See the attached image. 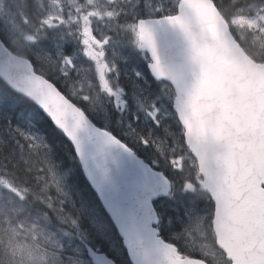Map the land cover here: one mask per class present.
I'll return each mask as SVG.
<instances>
[{
    "label": "snow or ice",
    "instance_id": "snow-or-ice-1",
    "mask_svg": "<svg viewBox=\"0 0 264 264\" xmlns=\"http://www.w3.org/2000/svg\"><path fill=\"white\" fill-rule=\"evenodd\" d=\"M0 264H264V0H0Z\"/></svg>",
    "mask_w": 264,
    "mask_h": 264
},
{
    "label": "trees",
    "instance_id": "trees-1",
    "mask_svg": "<svg viewBox=\"0 0 264 264\" xmlns=\"http://www.w3.org/2000/svg\"><path fill=\"white\" fill-rule=\"evenodd\" d=\"M45 130L47 131L48 135L53 139L56 140L59 143V140L62 138H59L58 132L54 129L51 125H44ZM63 143L66 145L68 142L67 140H63Z\"/></svg>",
    "mask_w": 264,
    "mask_h": 264
}]
</instances>
